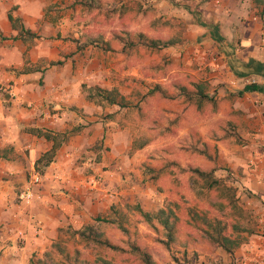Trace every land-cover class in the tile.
<instances>
[{"label": "crops", "instance_id": "crops-1", "mask_svg": "<svg viewBox=\"0 0 264 264\" xmlns=\"http://www.w3.org/2000/svg\"><path fill=\"white\" fill-rule=\"evenodd\" d=\"M148 3L153 8L149 17L152 23L162 20L170 29L163 36L152 31L153 36H147L146 40L147 48L159 52L167 62L163 74L145 78L142 71L145 72L144 61L148 58L138 56L133 47L121 48L118 53L121 75L114 82L109 79L113 69L107 68L108 62L104 60L97 65L98 71L91 70V62L86 59L85 69L79 68L75 75L71 73L70 60L62 62L63 25L57 18L53 23V17L45 15L46 0H0V87L10 88L14 95L7 99L0 92V264H31L30 260L44 256L62 230H84L101 215L113 219L114 212L122 208L136 214L139 227L132 225L120 231L112 220L104 239L118 247L125 231L126 236H133L143 245L141 234L150 224L144 221L138 208L153 214L167 208L169 201L177 200L170 196L174 188L170 178L164 190L150 180L146 170L149 166L145 164L150 146L140 147L129 155L133 150L134 129L127 118L129 112L139 113L141 107H131L128 101L132 99V90L122 88L120 81L134 74L157 83L150 92H161L159 101L168 116L165 136L180 139L178 148L185 161L179 165L185 170L197 167L213 169L215 175L222 172L214 169V159L198 154L197 150L208 147L200 136L208 134L206 131L214 127L216 119L227 118L229 111L236 114L237 128L232 133H238L241 146L231 143L234 136L227 134L228 128L223 129L219 140L207 138V141L217 145L227 167L235 169V183L248 191L242 199L260 223L257 235L250 236L234 252L232 260L236 264H264V89L239 95L246 84H264L260 76H240L249 72L245 65L250 60L264 63V48L260 45L264 11L261 8L260 12L252 13L240 0H148ZM8 14L36 34L28 50L20 39H14L18 32L12 28ZM67 24L75 22L70 20ZM79 34L83 36V32ZM92 35L85 34L89 44L94 41ZM50 37L53 44L46 39ZM156 40L170 44L160 50L150 48L151 41ZM136 41L134 38V44ZM25 61L38 71L20 73ZM42 61L47 63L40 67ZM58 61L61 63L49 66L50 62ZM98 76L99 86L86 85V88L116 89L125 100L124 107L87 98L89 91H84L82 84ZM198 83L204 85L206 94L216 102L215 109L207 103L202 114L194 102L180 94L181 88L196 91ZM224 109H228L226 113ZM31 128L67 135L52 160L40 164L41 172L36 170V161L51 149L52 141L30 133ZM234 152L239 155H233ZM233 160L240 166L234 168ZM36 171L42 174V183L34 189L35 197L26 206L19 202L18 196ZM99 175L103 176V182L93 184V178ZM113 228L115 238L111 237Z\"/></svg>", "mask_w": 264, "mask_h": 264}, {"label": "rangeland", "instance_id": "rangeland-1", "mask_svg": "<svg viewBox=\"0 0 264 264\" xmlns=\"http://www.w3.org/2000/svg\"><path fill=\"white\" fill-rule=\"evenodd\" d=\"M240 1L245 2L247 9L252 13L256 14L261 11V6H256L251 0ZM86 2L90 3L91 6L82 5ZM45 6L44 12L48 9L49 18H57L63 25L64 37L60 40L64 46L65 60L62 62H69L70 60L72 74H77L79 68L85 69L87 67L88 61L86 59L91 62V70L93 71H98L97 65L101 63V60H104L110 63V65L107 63V68L113 69L110 72L109 79L116 82L121 75L118 71V68L120 69L118 66L119 50L121 48L131 49V47L136 50L138 56L143 59L148 58L144 61L147 63L144 68L145 72L139 69L145 78L150 74L153 78L163 74L167 62L159 52L154 53L153 50L147 48L146 40L148 39L147 36H153L152 31L159 32L155 34L163 36L162 33L168 32L170 29L168 30L162 20L152 23L153 21L149 17L152 16L153 8L148 0H46ZM70 20L75 24L68 26L67 23ZM80 32H83V36L79 34ZM49 34L51 35V33ZM85 34H94L92 35L94 41L90 44L87 43L84 38ZM104 37L107 38V42L104 41ZM98 38H102L101 41ZM134 38H137L138 43L134 44ZM46 39L53 44L54 39L52 37ZM132 39L133 41H130ZM131 44H134V46ZM72 56L74 57L72 58ZM70 57L71 59H68ZM148 60H151L149 64ZM46 63V61H42L39 66H45ZM154 69H156V72H154ZM248 76L254 75L249 74ZM129 78H134V80L130 81ZM136 78L137 75L134 74L128 79L120 81L122 88L132 90V99L128 101L131 107H141L139 113H136L135 110L128 111L129 116L127 119L134 129L132 137L133 150L129 152V155L135 153L136 149L140 147L150 146L145 161V164L149 166L146 170H148L150 180L159 183L158 188L160 190L165 189V182L168 178L173 181L174 188L170 196L177 198V200L169 201L168 207H173L177 215L174 242L168 245L163 244L166 241L165 232L161 226L153 221L148 226L147 231L141 234L143 235V245H140L136 238L134 240L133 236H126L125 231H123L125 238L121 240L118 249H108L101 242L106 239L105 234L109 230L112 220L120 231L126 230L132 225L136 227L140 225V219L137 218L136 214L130 212L129 209L122 208L114 212L113 219H107L105 215L99 216L102 220L91 225L92 232L85 230L84 238L73 235L71 230H62L58 240L54 243V245L56 244L55 247L48 249L44 256L40 258L42 259L39 260L41 263H37L38 260H30L31 264H147L143 252L148 253L152 264H236L235 260H232L234 255L230 257L222 249L209 246L201 240L199 234L189 223L187 210L194 206L208 208L207 200L210 198L207 199L206 195L198 194V191L190 184V173L179 165V162L183 163L185 161L184 156H180L178 148L180 139L174 136H165L164 125L167 123L168 116L164 114L163 103L159 101L160 93L155 92L152 94L150 92L152 90L150 88L157 83H150L142 77ZM99 79L101 78L98 76L84 82L82 84L84 91H88L86 85L99 86ZM148 89L149 91H147ZM155 99L156 101H153ZM227 110L224 109L223 113H226ZM235 115L234 112L229 111L226 115L228 119L225 117L216 119L213 122L214 127L206 131L208 134L201 135L200 141L207 142L206 151L214 159V169H217V171L222 170L215 176L227 179L228 184L237 190L239 205L248 214V222L244 225L249 231H252V234L244 235L247 242L250 236L257 235L260 225L256 216H254V211L249 209L242 199L243 194H248V191L235 183V169L227 167V163L222 159V154L217 145L213 146V142L207 141V138L212 139V141L219 140L223 129L228 128L227 134L234 136L231 143L241 146L242 139L237 135L238 133H232V129L237 128L235 125L237 116ZM232 154L239 155V152ZM233 162L234 168L240 166L236 165L237 162L234 160ZM115 232L113 228L111 237H116ZM134 244H139V252L133 251L132 245Z\"/></svg>", "mask_w": 264, "mask_h": 264}, {"label": "trees", "instance_id": "trees-1", "mask_svg": "<svg viewBox=\"0 0 264 264\" xmlns=\"http://www.w3.org/2000/svg\"><path fill=\"white\" fill-rule=\"evenodd\" d=\"M256 6H261L264 11V0H251ZM82 5L90 7L91 4L85 3ZM93 7V6H92ZM46 16L49 15L48 9L46 10ZM8 19L12 25V28L18 32L14 39H20L28 50L35 38L36 34L26 29L18 18H14L11 14H8ZM53 23H56V18H52ZM215 33V32H214ZM6 38L1 37V40ZM170 44L169 41L156 40L151 41L150 48L161 49L165 48ZM25 55V54H24ZM61 62H50L49 66L60 64ZM245 68L249 71L248 73H241V77H247L249 74L254 76H260L264 80V63L250 60ZM38 71L36 68L28 65L25 61L23 69L20 73H30ZM264 89V84L259 85L255 82L246 84L243 90L239 93L241 95L244 92H261ZM88 99L96 100L98 103H105L108 105H118L120 107L125 106L124 98L119 94L116 89L105 90L101 88H91L88 90ZM161 93V92H160ZM181 95H183L187 101L194 102L196 109L202 114L205 112L206 104H211L213 109L216 108V102L213 97H210L205 92L203 84H196V91L191 92L186 88H181ZM212 109V110H213ZM28 131L38 137H44L46 140L52 141L51 149L46 152L42 157L36 161V170L41 172L40 164L45 162L48 164L60 144L67 138L66 134L53 135L49 131H43L42 129L31 128ZM192 147L191 145L188 148ZM194 149V148H193ZM198 154L204 155L208 160H211L206 148L203 147L201 150H197ZM186 172L190 173V184L194 187L198 194L206 195L208 201V208H197L192 207L187 210V217L189 223L193 226V229L199 234L202 241L207 243L209 246L214 248L222 249L230 257L234 255V252L246 242L244 236L252 234L244 225L248 221V214L239 205L237 190L235 187L228 184V180L225 178H219L215 176V170H202L200 168L189 167ZM141 216L144 221L148 224L155 221L165 232L166 241L163 244L168 245L174 242L175 239V224L177 215L175 209L164 208L160 209L156 213L149 214L142 212L139 208ZM102 219L96 218V221ZM85 230L92 232L91 226H86L84 230H72L73 235H77L79 238L85 237ZM97 237V236H96ZM97 241V240H96ZM105 247L112 250H117L118 247L111 244L108 240L101 242ZM56 245V244H55ZM53 244L52 247H55ZM133 251L139 252L140 247L137 245L132 246ZM144 260L147 264L150 262V257L147 252H143ZM38 259L37 263H41ZM35 263V264H37Z\"/></svg>", "mask_w": 264, "mask_h": 264}, {"label": "built area", "instance_id": "built-area-1", "mask_svg": "<svg viewBox=\"0 0 264 264\" xmlns=\"http://www.w3.org/2000/svg\"><path fill=\"white\" fill-rule=\"evenodd\" d=\"M260 45L262 48H264V32H262L261 34ZM0 92H2L4 97L7 99L14 98V95L12 94L10 88L1 86ZM27 107L31 108L32 105H28ZM250 165L252 164L250 163ZM102 182H103L102 175L95 176L92 181V183L95 185H99ZM41 183H42V174L37 171L32 173L28 179L27 187L18 196L19 202L23 205L29 206L35 197L34 189L38 188V186H40Z\"/></svg>", "mask_w": 264, "mask_h": 264}]
</instances>
